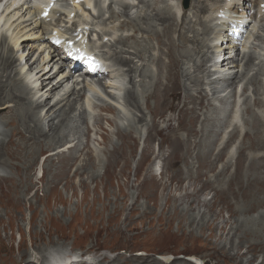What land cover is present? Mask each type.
<instances>
[{"label": "rangeland", "instance_id": "1", "mask_svg": "<svg viewBox=\"0 0 264 264\" xmlns=\"http://www.w3.org/2000/svg\"><path fill=\"white\" fill-rule=\"evenodd\" d=\"M146 1V7L138 10V15L140 20L147 22V19L151 24V38L147 43L133 41V45L148 56V52L154 54L153 51L147 50L150 46L156 48L154 38L161 43L166 42L160 26L162 22L160 19L154 20L153 17L157 11L154 9L160 8L166 0ZM157 12L160 16L172 20L168 11ZM14 19L11 25L16 23ZM132 24L137 25L138 19L132 21ZM138 25L142 29L146 28L140 22ZM174 25H177V22ZM263 25L264 17L263 21H253L252 24L260 29L261 36H264ZM165 30L168 32L171 28L167 25ZM14 33L16 32L12 30L13 36ZM153 34H156V37ZM170 37L176 41L177 34L173 32ZM256 38L258 37H254L252 41ZM0 44H4L1 38ZM174 46L169 39L168 52L169 48ZM185 53L182 45L171 52L173 57L179 54L171 78L167 77L169 83L175 77L174 88L168 90V85L162 88L166 83L165 68L168 64L161 63L158 75L161 85L157 83L154 87L152 83L146 82L145 87L141 89L138 102L142 110L140 113L144 117L139 127L145 128V134L151 127L155 128L153 132L156 136L157 133H165L163 139H156L158 152L153 145L155 139L152 142L146 141L144 145H137L134 138L137 137L135 126L128 120L127 126H118L122 133L121 139L115 134L107 135V139H103L104 146L100 148L102 154L87 162L86 149L84 152L83 148L82 151L79 150L80 144L85 142L86 126L78 114L69 120L67 125H62L61 130L65 127L61 136L64 141L58 144L61 131L58 119L68 116L69 103H61L47 114L46 109L43 115L47 117L45 121L42 120V114L33 112L43 121L39 122L40 124L36 122L48 139H39L36 133H32L31 141L26 140L28 135L25 134L17 116L27 122L25 116L30 117L33 109L21 103L17 105V101L12 102V108L18 112L11 116L12 108L3 107L8 111L0 116V128L5 134L1 136L0 133V141L10 144L6 148L8 157L4 158L7 164L0 166V264H43L44 260L49 264V257L55 255V249L66 250L67 254L69 249H75L70 251L80 256L81 252L84 253L81 261L90 264H111L114 261H119L120 264H162L157 256L166 254L175 256L173 264H189L184 258L187 255L206 260L209 264H264V125L260 119H252L250 111L244 113L242 119L247 124L240 126L239 132L229 137L226 144L227 148L235 146L243 134L240 144L236 145L234 150L228 151L231 164L223 168L225 161H220V173L215 168L209 171L207 165L216 156L213 153L217 151L215 138L209 134H219L223 129V112L228 106L225 101L200 103L198 98L188 93L189 81L182 77L190 58L186 57ZM172 56L170 52L167 55L169 63L174 65ZM249 60L251 55L247 63ZM145 70L148 68L143 71ZM143 71L138 73L143 75ZM169 71L170 68L168 74ZM40 72L42 74V71ZM146 74L154 76L148 72ZM142 78L147 77L144 75ZM108 81H116L115 72H111ZM201 82L199 79L196 84L200 86ZM21 87L24 97L29 98L30 90L23 84ZM200 93L202 92L199 91ZM178 94L183 107L171 102ZM34 95L37 96L36 92ZM129 96L136 101L134 93L130 92ZM149 96L152 97L148 98ZM227 97V93H223L220 99ZM77 100L78 98L75 101ZM79 105L80 102L75 107ZM133 106L137 107V102ZM196 106L199 108H195ZM175 110L178 115H173ZM116 116L117 113L114 114V120ZM50 117L53 118L52 126L47 124ZM6 119L13 124L3 123ZM113 130L114 127L111 131ZM129 131H132L130 135ZM221 134L222 132L219 136ZM113 136L117 141L113 140ZM78 137L80 144L74 146L79 147L75 150V155L71 153L68 158L61 156L56 157L57 159H45L46 154L63 148L75 138L78 142ZM187 144L190 146L188 154ZM177 145L179 147L176 148ZM17 147L19 151H16ZM197 153L205 156L206 165L197 171L195 179V169L192 166ZM11 154L17 155L19 159L15 161ZM76 156L78 160L74 158ZM156 156L162 160L161 163L163 160L166 162L168 170L163 180L153 176L152 159ZM187 161L192 162V165L189 166ZM216 163L217 161L214 166ZM74 164L76 166H73ZM75 169L77 171L74 174ZM185 170H188V179H185ZM210 177L212 185L208 182ZM191 185L195 186L194 192L199 187L212 191L215 195L213 202L203 205L199 195H192ZM98 228L106 230L113 237L111 244L105 237L104 251L98 249V244L94 241L86 242L87 245L83 246L76 234L79 232L81 236L83 232L95 231ZM166 229V232L172 230V237L169 233H163ZM138 231L146 233V240H139L136 236L124 243L123 240L129 234ZM160 246L163 248H157ZM124 249L126 252H118ZM138 250L151 255L150 261L148 254L139 258L140 261L136 259L135 251ZM86 257L90 259L86 260ZM102 257L106 259L101 261Z\"/></svg>", "mask_w": 264, "mask_h": 264}, {"label": "bare ground", "instance_id": "2", "mask_svg": "<svg viewBox=\"0 0 264 264\" xmlns=\"http://www.w3.org/2000/svg\"><path fill=\"white\" fill-rule=\"evenodd\" d=\"M20 1H24V0H20ZM261 1H263V0H261ZM261 1H259V2H261ZM247 2L249 3L250 2V0H247ZM9 3V2H8ZM5 8H8V4L6 3V5L4 6ZM21 15H24L25 14V11L23 10V9H21ZM256 12H257V6H256V9H255V11H253V18H252V20L254 21V22H257V23H259V22H261V21H263V17L262 18H260V20H254L255 19V15H256ZM13 14L12 15H14V16H16V17H18V20L21 18V15H20V11L19 10H14L13 12H12ZM214 15H215V13H214ZM16 17H15V19H14V17H11V16H6V15H4V18H6L7 20H9L10 21V23H12V21H13V19L15 20V22H16ZM153 17H154V20L156 19V20H159L160 22H162V24H166V23H168L167 25H168V28H171V30H172V25L170 24V23H172L173 22V18H172V20L171 19H168V18H164V17H162V16H160L159 14H158V12L156 11L155 13H154V15H153ZM22 18H23V16H22ZM242 18H244L243 16L242 17H236L235 18V21H234V24H236V27H239V24L242 22ZM253 21L252 22H250L251 23V26H252V24H253ZM0 22H1V19H0ZM3 22H4V20H3ZM203 23H204V26H205V28H206V21H203ZM263 23V22H262ZM15 24H13V25H11V27H14V31L17 33V32H19V34L18 35H16V36H14L13 37V39L15 40V44H13V43H11L12 45H13V48L15 49L16 47H20V48H22L23 50H27L28 52H29V54L30 53H38V56H37V58H40L43 54H44V52L49 48L50 49V51H51V55H52V58L50 59V62H48V60H49V58H50V53L49 52H47L46 53V55H45V57L44 58H42L41 59V61L40 62H43V61H46V64H44V65H42L41 66V68H40V70L42 71V74H43V76H48V77H50V78H48L47 80L48 81H51V80H53L54 78H56L57 76H58V74H60L61 75V78H63V77H65V75H67V74H69L70 73V71H68L65 67H63L61 64H60V62H59V57L60 56H62V55H66V54H64V53H62V51L64 50V51H66L67 52V55H69V56H71V54L69 53V51L66 49V47H65V45L64 44H59L58 45V47L57 48H55V49H53V48H50V46L48 47V48H46V49H44V51H41V49H42V45H43V43H46V46H47V41H46V39H44L43 38V41L41 42V37L39 36V33L37 32V37H36V39L34 40V41H36V43H31V42H33L32 40H29V39H27L28 37H29V34H28V32H27V29L26 28H20V27H17L16 28V26H14ZM250 26V25H249ZM249 26L247 27V28H241V32H242V34H243V36L239 39V42H240V45H241V48L242 49H244L245 47H246V45H247V43L248 42H250V41H252V39L254 38L253 36H252V30L255 28V27H251L250 29H249V31H248V28H249ZM236 27H233V28H236ZM174 28H175V26H174ZM257 28V27H256ZM16 29H17V31H16ZM30 29H33V27L32 28H30ZM171 30H169L168 32H170ZM263 30H264V25H263ZM38 31H40L41 32V34L43 35V32H42V30H41V28L39 27L38 28ZM167 31V30H166ZM155 36V35H154ZM156 37V36H155ZM258 37V39H262V40H264V36H261V35H259V36H257ZM0 38H1V40H5V41H7V39H3V37H1L0 36ZM48 39L49 40H51V37H50V35H48ZM179 39L181 40V42H186L187 40L186 39H184V37H183V35H180V37H179ZM255 40V39H254ZM5 41H4V43H5ZM155 41H157L156 39H155ZM17 42H18V44H17ZM2 43V42H1ZM242 43V44H241ZM195 47H196V49H192L193 51H196V50H198V46L197 45H194ZM141 52H139L138 54L139 55H142V53L140 54ZM21 56H22V59L24 58V54H23V52H22V54H21ZM36 58V59H37ZM242 58V57H241ZM36 59L30 64V65H27V63L25 64L27 67H29V69H28V71H29V74H25V80L26 79H28V80H30V86H32L29 90H31L32 88H35L37 85H38V83H37V78L34 76L35 75V73H34V70L36 69H34L33 68V66L35 65V64H37V65H40L39 64V60H37L36 61ZM176 59V58H175ZM243 59V58H242ZM29 60H32V59H28V61ZM0 61H1V64H0V66H1V68H2V70L3 71H6L8 68H9V64L12 62V59L10 58V57H8V56H0ZM36 61V62H35ZM251 60H249L248 61V63L247 64H249V62H250ZM30 62V61H29ZM54 63V64H57V63H59V68H58V71H57V73H55V74H53V75H49V72H45L44 71V66H49V63ZM90 68H91V70H93V65H94V63H90V62H88V61H84ZM116 62L118 63V64H124V65H126L127 67H128V65L130 64V62H122L121 60H116ZM232 63H234V62H232ZM249 65L247 66L246 65V68L247 69H249ZM201 68H199V70H200ZM51 70V69H50ZM67 71V73L64 75V73ZM145 73H147L148 72V70H145L144 71ZM142 74V73H141ZM140 74V76H144V73H143V75H141ZM2 75H3V73H2ZM258 75H260V73L258 74ZM42 76V77H43ZM183 78H186V77H188V75H183L182 76ZM61 78H59V79H61ZM144 79V78H143ZM39 81V80H38ZM34 83V84H32V83ZM97 82H99V80H97ZM174 82H175V80H174ZM201 84H202V82H201ZM227 85V84H226ZM64 86H67L66 84L64 85ZM74 86V85H73ZM61 87V83H58V84H56L54 87H52L51 89H50V91H49V95H50V97L44 102L43 101V99L42 100H40L41 102H35L34 104H32L30 101H28V102H30V104L29 103H27V99L24 97V95H23V89H22V87H20V86H18V84H16V83H14L12 80H10V82L8 83V86H2L1 87V85H0V106H3L4 104V106L3 107H5V108H12L13 106H12V102H18L19 104H17V105H20V103L22 104V105H24L25 107H27V108H30V109H33V110H31V114H30V117L27 115V116H25V119L27 120V122L22 118V117H19V116H17V119L19 120V122L22 124L21 126H23V130L25 131V134H27L28 135V138L26 139V140H28V141H31L32 139H31V137L33 136V134L34 133H36L37 135H38V138L39 139H44V140H47L48 139V137L46 138L45 137V135H44V133L42 132V130H41V128H40V126H38V123H39V121H38V119H37V117L35 118V116H34V114H33V112H35V111H38L41 107H47V111H46V114L47 113H49V112H51L55 107H56V104H53L52 106H50L49 105V103L53 100V98H54V92H56L59 88ZM163 91H165V90H163ZM200 92H202V91H200ZM35 93V92H34ZM73 93V92H72ZM133 93V92H132ZM38 94H40V92L37 90V92H36V95H38ZM129 94H130V92H128V94H127V101H128V103L130 104V105H134V104H136V101L134 102V100H133V97L132 96H129ZM198 94H199V92H198ZM202 94H203V92H202ZM70 95H73V94H70ZM153 95H155V94H153ZM73 96H75L74 97V101L78 98V99H80V94L79 93H75ZM36 96L33 94L32 95V99H34ZM155 99V98H154ZM10 105V106H9ZM8 106V107H7ZM36 106H37V108H36ZM24 107V108H25ZM136 107V106H135ZM23 108V107H22ZM36 108V109H35ZM19 109V108H18ZM17 109V110H18ZM26 109V108H25ZM24 109V110H25ZM23 110V109H22ZM23 110V111H24ZM22 111V112H23ZM68 111L70 112L71 111V105H69L68 106ZM82 111V110H81ZM15 112H18V111H15V109L14 108H12V112H11V116L15 113ZM26 112H28L27 111V109H26ZM24 113V112H23ZM38 113V112H37ZM65 113V112H64ZM16 114V113H15ZM19 114H22L21 112H19ZM28 114H29V112H28ZM84 114V113H83ZM58 115V114H57ZM60 115V114H59ZM64 115V114H63ZM69 115V114H68ZM15 116V115H14ZM58 117V116H57ZM63 118V119H62ZM68 118V116L66 115V117H60L59 119H58V124H59V128H60V130H61V127H62V125L65 123V121H66V119ZM2 119V118H1ZM62 120V121H61ZM65 120V121H64ZM15 121V120H14ZM38 123H37V122ZM5 122H7L8 124H13L12 123V121H7V119L6 120H3V123H5ZM6 123V124H7ZM31 123H32V125H31ZM40 124V123H39ZM47 124H50L51 126H52V124H53V118H51L50 117V120L48 121V123ZM31 125V126H30ZM54 125V124H53ZM18 126H19V124H18ZM20 126V127H21ZM52 131V130H51ZM234 131H236V127L234 126L233 127V130H232V132H234ZM50 132V131H49ZM0 133H2V131L0 132ZM23 133V132H22ZM33 133V134H32ZM1 135H5V134H1ZM217 135H219L218 133H215V136H217ZM35 136V135H34ZM33 138V137H32ZM38 139V140H39ZM55 139V138H54ZM36 141V140H35ZM57 141V140H56ZM59 141V140H58ZM61 141V142H60ZM60 141H59V143L58 144H60V143H62L63 141H64V138H62L61 136H60ZM4 142V141H3ZM19 142V141H18ZM10 143L9 142H7V143H2L1 141H0V166H6V162H5V160H4V158L6 159V157H8V154H7V150H6V148H7V146L9 145ZM15 144H16V142H15ZM18 144V143H17ZM19 144H20V142H19ZM76 144H78L79 145V141L77 142L76 141V143H72L71 145H70V148L69 149H72V153L75 155L76 154V151H77V147H74ZM26 145V144H25ZM33 145V144H32ZM16 147V146H15ZM34 147V146H33ZM73 147H74V149H73ZM39 148V147H38ZM16 149V151H19L18 149V147L17 148H15ZM24 149V148H23ZM68 149V150H69ZM43 150V149H42ZM76 150V151H75ZM79 150H81V149H79ZM82 151V150H81ZM26 152H27V150H26ZM79 152V151H78ZM31 155H32V153H31ZM11 156H12V158L15 160V161H17L18 159H19V157L17 156V155H12L11 154ZM55 156V155H54ZM74 158H76V160H78L77 159V156L76 157H74ZM87 162L89 161V159H87L86 160ZM80 162V161H79ZM82 162V161H81ZM17 164V163H16ZM77 164V163H76ZM76 164H74V165H76ZM85 165V164H84ZM21 167V166H20ZM227 167V166H226ZM25 168V167H24ZM82 169H83V167H82ZM158 169V168H157ZM80 171V170H79ZM26 175V174H25ZM23 177V176H22ZM26 178V177H25ZM28 183V182H27ZM25 191V190H24ZM256 201V200H255ZM257 202V201H256ZM263 226V225H262ZM248 253V252H247ZM67 254V253H66ZM264 254V253H263ZM50 255V254H49ZM263 257V256H262ZM49 259L51 260V261H49V264H67L66 262H68V263H70V261H69V259H67L66 258V260H65V258H59V257H56L55 255H52L51 257H49ZM106 258L105 257H102L100 260L101 261H104ZM146 259V258H145ZM141 259H139V261H140ZM152 260V259H151ZM135 261V260H134ZM146 261H148V260H146ZM145 261V262H146ZM150 261V260H149ZM148 261V262H149ZM123 262V261H122ZM131 262V261H130ZM142 262H143V260H142ZM156 262V261H155ZM125 263V262H124ZM140 263V262H139ZM139 263H137V264H139ZM144 263V262H143ZM142 263V264H143ZM147 263V262H146ZM183 263V262H182ZM189 263V262H188ZM100 264H103V263H100ZM111 264H120V262L119 261H114L113 263H111ZM149 264H151V263H149ZM153 264V263H152ZM156 264V263H155ZM170 264H172V263H170ZM189 264H191V263H189ZM248 264V263H247Z\"/></svg>", "mask_w": 264, "mask_h": 264}, {"label": "trees", "instance_id": "3", "mask_svg": "<svg viewBox=\"0 0 264 264\" xmlns=\"http://www.w3.org/2000/svg\"><path fill=\"white\" fill-rule=\"evenodd\" d=\"M104 232L102 230H95L93 232H90L89 234H86V236H80L81 241L85 240H95L99 243V245H102L103 242V236Z\"/></svg>", "mask_w": 264, "mask_h": 264}, {"label": "water", "instance_id": "4", "mask_svg": "<svg viewBox=\"0 0 264 264\" xmlns=\"http://www.w3.org/2000/svg\"><path fill=\"white\" fill-rule=\"evenodd\" d=\"M164 262H169L171 260V257L167 256V257H162L161 258Z\"/></svg>", "mask_w": 264, "mask_h": 264}]
</instances>
